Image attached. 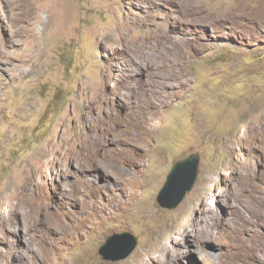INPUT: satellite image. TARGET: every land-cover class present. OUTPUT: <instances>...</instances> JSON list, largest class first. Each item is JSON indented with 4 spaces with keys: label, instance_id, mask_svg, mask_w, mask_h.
Listing matches in <instances>:
<instances>
[{
    "label": "rangeland",
    "instance_id": "obj_1",
    "mask_svg": "<svg viewBox=\"0 0 264 264\" xmlns=\"http://www.w3.org/2000/svg\"><path fill=\"white\" fill-rule=\"evenodd\" d=\"M170 1L0 0V264H264V0Z\"/></svg>",
    "mask_w": 264,
    "mask_h": 264
},
{
    "label": "water",
    "instance_id": "obj_2",
    "mask_svg": "<svg viewBox=\"0 0 264 264\" xmlns=\"http://www.w3.org/2000/svg\"><path fill=\"white\" fill-rule=\"evenodd\" d=\"M198 169L199 156L197 153L190 154L177 162L172 167L164 187L158 194L157 203L159 206L167 210L177 208L186 194L191 191L197 178ZM178 178L182 181L178 182ZM136 244L137 238L130 233L114 235L104 243L99 253L106 260L118 261L129 256L135 249ZM119 245H122L124 251L121 253L117 250L113 251Z\"/></svg>",
    "mask_w": 264,
    "mask_h": 264
},
{
    "label": "bare ground",
    "instance_id": "obj_3",
    "mask_svg": "<svg viewBox=\"0 0 264 264\" xmlns=\"http://www.w3.org/2000/svg\"><path fill=\"white\" fill-rule=\"evenodd\" d=\"M7 1V0H6ZM174 0H171L170 2H173ZM9 6H10V4H9ZM20 7V6H19ZM16 9V8H15ZM24 11V10H23ZM20 15V14H19ZM194 18V17H193ZM195 23V22H194ZM8 38V40H6V42L7 43H14L12 40H10V37H7ZM5 44V43H4ZM4 46V45H3ZM1 52H2V48H1V42H0V54H1ZM143 106H144V104L143 103H141ZM122 118V117H121ZM121 120V119H120ZM109 131H110V129H109ZM109 133V132H108ZM117 136V135H116ZM112 141H115V142H118V138L117 137H112V139H111ZM106 141H109V139H106ZM120 141V140H119ZM94 145H96L95 143H94ZM91 160V159H90ZM92 164V163H91ZM92 165H94V167H97V162H95V163H93Z\"/></svg>",
    "mask_w": 264,
    "mask_h": 264
}]
</instances>
